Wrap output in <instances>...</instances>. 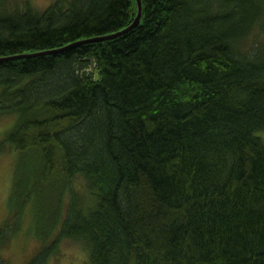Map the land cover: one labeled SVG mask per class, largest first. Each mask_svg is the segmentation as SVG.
<instances>
[{
	"label": "trees",
	"instance_id": "1",
	"mask_svg": "<svg viewBox=\"0 0 264 264\" xmlns=\"http://www.w3.org/2000/svg\"><path fill=\"white\" fill-rule=\"evenodd\" d=\"M141 1L117 38L0 61V119L15 117L0 156L31 158L46 206L77 177L95 201L72 190L28 264L62 239L88 264H264V0ZM138 12L137 0H0V59L125 30Z\"/></svg>",
	"mask_w": 264,
	"mask_h": 264
},
{
	"label": "rangeland",
	"instance_id": "2",
	"mask_svg": "<svg viewBox=\"0 0 264 264\" xmlns=\"http://www.w3.org/2000/svg\"><path fill=\"white\" fill-rule=\"evenodd\" d=\"M55 0H31L37 10H45ZM15 117L0 119V140L14 125ZM264 142V133H260ZM20 159V154L7 145L0 156V229L6 228L4 241L0 243V256L9 264H28L40 251L44 242H53L66 219L72 190L84 206L93 205L94 197L82 177L74 179L59 202L58 193L46 202L39 199L32 186L28 169L32 165L29 157ZM21 162V164H20ZM23 163V164H22ZM28 175V176H27ZM28 177V186L27 183ZM19 187L14 191V185ZM5 224V225H4ZM57 252L50 255L46 264H88V252L81 242L62 239Z\"/></svg>",
	"mask_w": 264,
	"mask_h": 264
},
{
	"label": "water",
	"instance_id": "3",
	"mask_svg": "<svg viewBox=\"0 0 264 264\" xmlns=\"http://www.w3.org/2000/svg\"><path fill=\"white\" fill-rule=\"evenodd\" d=\"M137 1H138V6H139L138 15H137L134 23L130 27L125 29V30L118 31L116 33H113V34H110V35H106V36H102V37H96V38H91V39H87V40H83V41H78V42L72 43V44H70V45H68L66 47H63V48H60V49H56V50H51V51H46V52H43V53H37V54H31V55H18V56L9 57V58H6V59H0V61L8 60V59L14 60V59H18V58H24V57H29V56H37V55H45V54H57V53L64 52L67 49H69L71 47H74L76 45L85 44V43H91V42L108 41V40H112L114 38H117L118 36L123 35V34L127 33L130 30H133L134 28H136L140 24L141 18H142V1L141 0H137Z\"/></svg>",
	"mask_w": 264,
	"mask_h": 264
}]
</instances>
